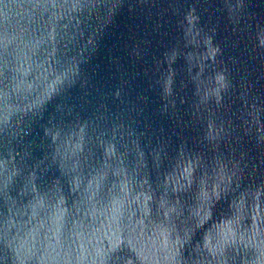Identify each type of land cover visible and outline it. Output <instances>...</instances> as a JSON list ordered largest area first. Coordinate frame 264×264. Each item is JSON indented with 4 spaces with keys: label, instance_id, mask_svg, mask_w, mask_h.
I'll return each instance as SVG.
<instances>
[{
    "label": "water",
    "instance_id": "obj_1",
    "mask_svg": "<svg viewBox=\"0 0 264 264\" xmlns=\"http://www.w3.org/2000/svg\"><path fill=\"white\" fill-rule=\"evenodd\" d=\"M0 264H264V0H0Z\"/></svg>",
    "mask_w": 264,
    "mask_h": 264
}]
</instances>
